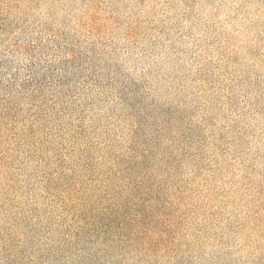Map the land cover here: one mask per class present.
Here are the masks:
<instances>
[{
	"label": "rangeland",
	"instance_id": "1",
	"mask_svg": "<svg viewBox=\"0 0 264 264\" xmlns=\"http://www.w3.org/2000/svg\"><path fill=\"white\" fill-rule=\"evenodd\" d=\"M0 264H264V0H0Z\"/></svg>",
	"mask_w": 264,
	"mask_h": 264
},
{
	"label": "trees",
	"instance_id": "2",
	"mask_svg": "<svg viewBox=\"0 0 264 264\" xmlns=\"http://www.w3.org/2000/svg\"><path fill=\"white\" fill-rule=\"evenodd\" d=\"M25 70H26V74H28V71H33V67H32L31 65L28 64V65H26ZM40 75H42V76H43L42 78H44V79L47 78V75H46L44 72L40 73ZM16 84H17V83L15 82V85H16ZM23 84H25V85H30V80H26V81H24Z\"/></svg>",
	"mask_w": 264,
	"mask_h": 264
}]
</instances>
